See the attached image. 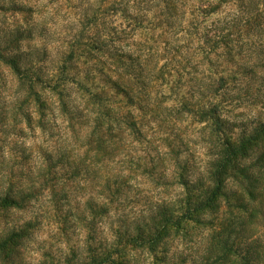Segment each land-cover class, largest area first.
<instances>
[{
    "label": "clouds",
    "instance_id": "obj_1",
    "mask_svg": "<svg viewBox=\"0 0 264 264\" xmlns=\"http://www.w3.org/2000/svg\"><path fill=\"white\" fill-rule=\"evenodd\" d=\"M169 4L0 0V110L7 114L0 124V264H87L90 250L111 252L122 237H136L137 229L143 232L161 212L178 223L189 190L207 188L213 166L223 158L213 150V119L228 130L238 126L237 134L259 120L261 109L253 105L257 98L264 102V0H179L176 28L157 30L169 17ZM214 5L219 11L192 15ZM193 26L198 31H190ZM161 34L172 46L190 44L185 54H195L198 73L179 75L187 65L171 59ZM81 39L104 45L108 55L66 60ZM109 55L124 56L126 71L117 68L113 79L122 76L136 100L133 106H115L118 115L111 120L92 102L107 91L98 70ZM253 67L258 75L248 74ZM161 69L170 73L167 83H143L151 84ZM220 77L226 81L222 90ZM183 105L193 106V112L183 111ZM216 106L220 111L212 117ZM157 111L175 130H160ZM126 122L147 125L149 138H137ZM109 135L116 136L106 146L115 159L98 163L95 141ZM225 183L226 196L239 190L235 180ZM214 209L215 203L154 245L126 248L124 264H156L157 259L204 264L214 234L207 225L232 220L239 230V212L217 216ZM251 261L264 264V255L253 254Z\"/></svg>",
    "mask_w": 264,
    "mask_h": 264
},
{
    "label": "trees",
    "instance_id": "obj_2",
    "mask_svg": "<svg viewBox=\"0 0 264 264\" xmlns=\"http://www.w3.org/2000/svg\"><path fill=\"white\" fill-rule=\"evenodd\" d=\"M226 2V0H221V3ZM179 0H170L169 4V17L167 20L161 22L157 25V30L160 28L167 27L168 30H173L176 28L175 18L181 15V8L178 6ZM220 5L211 6L210 9H195L192 15L195 16L196 12L199 11L201 15H210L212 11H219ZM91 23V21H89ZM139 23V21H137ZM252 22H249L251 26ZM195 24V21L192 22ZM259 26L258 24L256 25ZM182 27V26H181ZM115 31V29H113ZM190 31H198L194 26L190 27ZM219 40H223L224 37H219ZM153 42H156L157 37H152ZM165 45V51L171 57L173 61L184 66L182 71L179 73L181 77L185 73L192 75L193 73H198L200 68L195 61V54L186 55V50H190V44L185 46H172L168 37L161 34L159 37ZM206 43H212V38L209 37ZM75 50L70 52L66 60L77 61L81 58H96L97 55H108L104 51V45L92 42H83L79 40L75 45H72ZM218 44L213 46V51ZM79 51V56L77 55ZM203 51V50H202ZM65 59V58H64ZM205 60L208 56L205 55ZM211 66V62L209 61ZM119 68L121 71H126L124 56H111L109 55L108 61H101L99 64V77L101 81L106 85L107 91L103 95L99 93L92 98L94 104L100 105L103 109V115L111 120L114 115H118L115 111V106L126 105L133 106L136 100L133 96V89L129 88L128 84L123 80L121 76L118 79H113L114 75H117L116 69ZM64 71L63 60L61 63V68L59 72ZM259 70L255 67L248 70L249 75H258ZM170 73L165 69H161L156 77L149 84L148 80H144L143 83L148 87H152L157 83H167ZM30 81L31 77H27ZM37 82H42L40 77H37ZM51 87L49 83L46 85ZM226 86V81L223 77L218 80V88L223 89ZM29 89L32 95L36 97L37 104H41V99L39 93L35 92L34 86L30 83ZM54 92H57V88H52ZM147 91V88L145 89ZM257 91H259L257 89ZM111 93V95H110ZM249 97L253 95L251 88L248 91ZM108 105L107 108H104ZM259 105L261 111L259 114V120L255 123L249 124L242 131L237 134V127H233L231 130L223 128L219 124V121L213 119L212 136L215 138L213 143V150L217 151L223 158L219 160L214 166L213 171L210 173L211 182L210 185L205 188L203 185L199 186V190H189L188 199L185 202L184 207L181 208V217L174 218L169 216L165 212H161L157 217L153 218L151 225H145L143 232L137 229L136 237L121 238L118 242L119 246L113 249L111 252L98 254L95 250H90L88 252L87 264H124V251L128 247H144L150 241L154 242L157 239L164 237L169 229L183 230L186 223L189 221H196V218L204 209L215 203V212L219 213H245L249 218H253L257 213H261V208L264 203V102H261L258 98L255 100L253 106ZM183 111L193 112V106L183 105ZM143 110V109H142ZM220 111L219 107L216 106L212 109V117ZM127 115H130L127 114ZM157 117L161 120V125L169 126V129L175 130V124L168 116H165L159 111L156 112ZM206 117L201 114V120L203 122ZM135 121V117L132 118ZM100 127H103V121H98ZM126 127H131L133 134L137 138H143L147 140L149 137L144 134V128L147 125L141 126L138 122H126ZM139 129V131H137ZM109 132H111V125L108 126ZM178 139H184L183 136L177 134ZM115 135H109L105 140L97 139L95 141L96 147L95 151L98 153V163H102L106 160H113L115 158V153L109 154L107 151V142L115 141ZM210 142H212L210 140ZM148 173L146 172L145 175ZM78 178V177H73ZM228 179L235 180L239 185V190H234L231 196H226L225 191L227 188L226 181ZM107 185V182H106ZM223 198L226 201L225 204L216 203L218 200ZM55 207V205H53ZM212 225V224H211ZM63 231V229H62ZM217 234H213L212 244L210 246V252L213 249H217L218 259L224 256L226 257L227 264H234L233 254L237 255L240 264H252L250 256L238 255V249L235 248L234 241L228 245V239H221ZM224 256H223V255ZM223 256V257H220ZM232 256V258H231ZM160 261L157 259L156 264ZM237 262V261H236Z\"/></svg>",
    "mask_w": 264,
    "mask_h": 264
},
{
    "label": "rangeland",
    "instance_id": "obj_3",
    "mask_svg": "<svg viewBox=\"0 0 264 264\" xmlns=\"http://www.w3.org/2000/svg\"><path fill=\"white\" fill-rule=\"evenodd\" d=\"M2 11V9H0ZM64 58H62L63 60ZM61 68V67H60ZM58 69V71L60 70ZM7 122V114L0 110V124ZM169 128V126L166 125H160V130L163 131L164 129ZM115 159V158H114ZM113 159V160H114ZM148 175V174H147ZM55 205V203H53ZM217 216H219L221 213L217 212ZM225 215L232 217L234 216V213H224ZM239 230H237L236 227L233 226V221H224L221 220L219 223L210 224L207 225L208 227H211L214 229V234L219 233V237L223 239H228V245L231 244V242L234 241L235 248L238 249V255L243 256L247 253L251 257L253 254L256 256L264 255V203L261 208V213H257V215L253 218H249L245 213H239ZM57 223H62L60 219L57 220ZM63 229V226L61 227V231ZM212 240L208 247L205 249L204 254V264H227L226 257L224 256V260L220 258L218 259V256L221 255L218 253L217 249H213L210 252V246L212 244ZM220 256V257H223ZM233 256V258H232ZM231 258L234 260V264H240L239 258L235 257L233 254ZM237 261V262H236ZM157 264H161V261H158Z\"/></svg>",
    "mask_w": 264,
    "mask_h": 264
}]
</instances>
